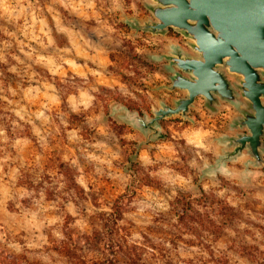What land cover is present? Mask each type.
<instances>
[{"label":"rangeland","instance_id":"obj_1","mask_svg":"<svg viewBox=\"0 0 264 264\" xmlns=\"http://www.w3.org/2000/svg\"><path fill=\"white\" fill-rule=\"evenodd\" d=\"M144 1L0 0L1 249L73 264L53 248L57 240L76 243L88 260L110 252L113 237L122 264L132 243L152 264L264 256V173L200 176L226 110L209 114L199 98L194 122L164 119L166 138L137 156L143 135L111 115L114 104L151 112L179 96L158 88L169 74L150 58L180 41L173 30L136 33L123 21L150 17ZM118 209L117 225L106 224Z\"/></svg>","mask_w":264,"mask_h":264},{"label":"water","instance_id":"obj_2","mask_svg":"<svg viewBox=\"0 0 264 264\" xmlns=\"http://www.w3.org/2000/svg\"><path fill=\"white\" fill-rule=\"evenodd\" d=\"M150 17H125L130 29L165 36H182L150 58L163 62L169 83L158 88L180 90L169 103L164 98L151 112L114 104L111 115L138 130L134 156L143 146L166 138L163 120L181 116L191 122L199 98L211 114L226 103L234 115L225 131L213 137L217 153L204 162L201 178L237 174L247 180L255 168L264 169V0H145ZM241 161L237 172L231 164ZM264 173V172H263Z\"/></svg>","mask_w":264,"mask_h":264},{"label":"trees","instance_id":"obj_3","mask_svg":"<svg viewBox=\"0 0 264 264\" xmlns=\"http://www.w3.org/2000/svg\"><path fill=\"white\" fill-rule=\"evenodd\" d=\"M190 196V195H189ZM190 203V202H189ZM222 206L229 212L235 210L233 207L222 203ZM122 218V212L120 209L113 211L106 218V224L117 225L119 219ZM184 218V217H182ZM67 239L57 240V245H54L53 248L57 250L58 253L64 255L68 258L73 264H122L120 258V252L124 248L123 244L113 237H108L105 241V245L108 247L110 252H107L105 255H100L97 257H92L88 260L83 259L80 255L77 254V244H69ZM73 245V246H72ZM127 251L122 252V256L125 259L126 264H152L145 261L143 251L140 250L142 244L132 243L130 245H125ZM262 255V254H261ZM253 262L255 264H264V256H252ZM0 264H36L34 258H31L29 254L25 253H14L5 251L0 248Z\"/></svg>","mask_w":264,"mask_h":264},{"label":"crops","instance_id":"obj_4","mask_svg":"<svg viewBox=\"0 0 264 264\" xmlns=\"http://www.w3.org/2000/svg\"><path fill=\"white\" fill-rule=\"evenodd\" d=\"M174 92H176V93L179 92V96H181V95L183 94V92L180 91V90H175ZM199 105H200V103H199V101H197V107H196V108H198ZM200 106H201V105H200ZM202 108H203V107H202ZM221 110H226V113H225V116H224L225 119H224V123H223V124H226V123L229 121V119L232 117V115H234L233 108H232L231 105L225 103V104L221 107L220 111H221ZM203 111H205V112H209L207 109H204V108H203ZM209 114H211V113L209 112ZM225 128H226V126H225ZM225 128H224L223 131L220 132V134L223 133V132L225 131ZM215 148H216V145H215ZM233 164H239V165H242V164H241V161L238 162V163H233ZM242 168H243V165H242V167H241V166H240V167L238 166V167H237V172H239ZM261 172H262V173L264 172V169H263V168H255V169H254V172L251 174L250 180H253V179L255 178V176L258 175V174H260ZM250 180H249V181H250Z\"/></svg>","mask_w":264,"mask_h":264},{"label":"flooded vegetation","instance_id":"obj_5","mask_svg":"<svg viewBox=\"0 0 264 264\" xmlns=\"http://www.w3.org/2000/svg\"><path fill=\"white\" fill-rule=\"evenodd\" d=\"M172 33H173V35H174V37H175V39H177V40H182V36L181 35H179L178 33H175V32H173V31H171ZM242 167V165H237V167Z\"/></svg>","mask_w":264,"mask_h":264}]
</instances>
